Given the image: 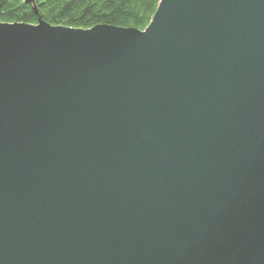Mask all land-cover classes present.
<instances>
[{
	"label": "water",
	"instance_id": "obj_1",
	"mask_svg": "<svg viewBox=\"0 0 264 264\" xmlns=\"http://www.w3.org/2000/svg\"><path fill=\"white\" fill-rule=\"evenodd\" d=\"M0 264H264V0L0 23Z\"/></svg>",
	"mask_w": 264,
	"mask_h": 264
},
{
	"label": "trees",
	"instance_id": "obj_2",
	"mask_svg": "<svg viewBox=\"0 0 264 264\" xmlns=\"http://www.w3.org/2000/svg\"><path fill=\"white\" fill-rule=\"evenodd\" d=\"M161 0H0V23L90 30L108 25L144 31Z\"/></svg>",
	"mask_w": 264,
	"mask_h": 264
}]
</instances>
